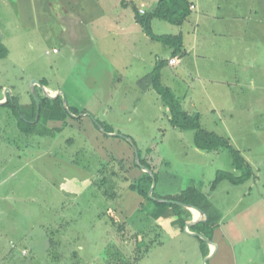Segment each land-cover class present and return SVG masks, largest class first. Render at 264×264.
<instances>
[{"label": "rangeland", "instance_id": "rangeland-1", "mask_svg": "<svg viewBox=\"0 0 264 264\" xmlns=\"http://www.w3.org/2000/svg\"><path fill=\"white\" fill-rule=\"evenodd\" d=\"M127 1L122 6V0H0V37L8 50L0 58V88L12 90L24 107L33 95V81L47 80L50 87L60 88L69 106L77 102L91 113L80 126L55 138L26 136L18 130L12 108L0 106V264H133L135 245L123 241L109 216L116 210L127 213V237L153 224L138 212L141 198L129 190L144 172L136 150L156 168L157 195L196 186L209 193L224 216L239 213L238 223L264 229V42L258 33L264 30V12L256 27V17L246 11L256 1H224L242 4L252 23L244 44L236 36V59L230 63L237 69L244 66L241 84L222 92L226 97L218 101L217 111L209 108L202 88L194 94L201 110L193 108L187 72L178 74L179 67L169 65L162 68V85L175 92L180 108L200 111L203 129L229 138L258 164L257 177L246 185L224 181L210 192L219 171L235 176L240 172L227 149L202 155L194 145V131L171 126L152 86H137L135 77L149 78L157 58L167 61L173 49L148 39L142 29L134 34L138 48H124L125 35L136 27L132 3L144 2L150 8L156 0ZM119 18L120 26L128 29L125 33L117 30ZM179 30L154 20L157 35H178ZM37 87L41 96L42 88ZM207 90L212 93L209 86ZM97 121L113 125L112 134L119 137H110ZM91 126L102 137L100 145L88 141ZM124 213H118L120 220ZM162 239L164 245L136 264H204L206 257L193 256L197 238L180 233Z\"/></svg>", "mask_w": 264, "mask_h": 264}, {"label": "trees", "instance_id": "trees-1", "mask_svg": "<svg viewBox=\"0 0 264 264\" xmlns=\"http://www.w3.org/2000/svg\"><path fill=\"white\" fill-rule=\"evenodd\" d=\"M122 4L124 6L128 5L126 0H122ZM190 6V0H158L157 5L152 11L141 15L136 5L132 4L136 23L152 40L161 42L172 48L173 57L184 54L183 36L181 34L154 35L151 30L152 21L158 19L171 25L182 26L191 15ZM7 55L8 50L3 46L2 40H0V58H5ZM166 65V61H159L149 78L145 77V79H142L140 85H142L143 88H145V85L148 87L152 86V88L158 93L167 109L169 122L173 128L181 131L195 132L194 145L198 150L203 152H215L220 149L229 150L232 156L233 165L235 169L240 172V175L235 176L233 173L219 171L210 190L215 191L224 181H228L233 185H243L249 180L255 178L256 175L253 166L243 154L231 144L229 138L203 129L199 113H189L180 108L175 92L170 87L162 85V68ZM41 84L46 86L44 81H41ZM38 96L40 110H38L32 94V103L27 108L19 104V98L17 96H9L8 101L4 104L5 106L12 108L18 128L25 134H38L40 136L53 135L55 132H53V129L46 126L47 121H65L72 116L79 114L78 111L71 108L69 105L68 109H66L61 96H58L55 99H51L47 96H40L39 94ZM27 109H29L30 112L28 115L25 113ZM43 112H45V118L43 120L45 124H41ZM38 113L40 114V117L39 120L36 121ZM97 122L106 132H111V130L103 126L101 122ZM139 156L142 166L151 170L157 181V171L151 159L142 158L140 153ZM102 182L106 183L107 179H103ZM152 184V176L143 172V175L136 183H131L129 185V190L137 193L141 198L138 212L144 213L146 217L153 222L147 230L132 233L127 237L126 230L129 225V217L127 216V213L125 214L124 212L116 210L109 216L110 224L115 227L117 233L123 237V241L132 242L135 245L134 252L137 256L133 258V264H136L142 258L146 257L151 249L164 245L162 238L165 235L176 236L177 234L185 233L186 224L191 220V213L188 209L171 202H156L151 199L149 197V191ZM153 197L166 201L180 202L205 212L207 220L192 225L190 230L199 233L212 241L215 230L221 224L222 216L209 197L201 192L196 186L189 187L175 195L165 196L157 195L155 188ZM146 203H149L151 206L145 207ZM118 213H124L125 218L120 220L121 218ZM197 239L200 242L204 256L207 257L209 253L208 244L200 238ZM144 243L146 245L144 246V249L141 250L142 248L140 246Z\"/></svg>", "mask_w": 264, "mask_h": 264}, {"label": "crops", "instance_id": "crops-1", "mask_svg": "<svg viewBox=\"0 0 264 264\" xmlns=\"http://www.w3.org/2000/svg\"><path fill=\"white\" fill-rule=\"evenodd\" d=\"M224 1L226 0H190L191 15L182 26H176L180 28L179 34L183 36L184 54L181 56H175L180 58V63L176 66L170 67L174 69L179 67L177 69L178 74L187 72V75L191 78L192 83L190 86V90L193 99L192 107L195 109L199 108V105L197 104V100L194 98V94H196L199 88H202L204 90V95L208 96L209 108H212L211 111H217L216 108L219 105L218 101L224 97L222 92L225 89L232 90V87H238L241 84V76L244 73V66H240V68L237 69L230 66V63H232L233 60L236 59V57H234L237 48L236 42L239 41L240 44H244L247 38L251 37L248 28L252 22L248 18V15L244 14L245 7L242 4H224ZM253 1L256 2H254L249 9H246V11L249 12V15H254L256 17L255 26L259 27L258 23L260 21L258 18L260 17V12H264V0H261V4H259V0ZM126 2L130 1L126 0ZM157 2L158 0H156L153 3V6L150 8H148L147 4L144 2L137 4L136 7L138 9L144 7L146 12H150L157 5ZM46 3L48 4V1ZM121 5L124 6L122 2ZM154 20L152 21L151 30L154 35H157L153 32ZM121 21L123 20L120 18L117 19L115 21V25L117 27V30L121 29L120 31L125 33L128 31V29L120 26ZM133 21V24L136 25V27H131L130 34H126V38L123 40L125 44L124 48H127V50L129 51H131L133 47H137V43L139 42L137 38L138 36L134 34H138V31L142 29L136 23L135 15ZM142 31L144 32L146 37H148V39L152 40L143 29ZM258 33L262 35V40L264 42V30H259ZM236 36L239 38L238 41ZM228 55H230L232 59H228ZM172 57L173 55H171L170 59ZM138 58L141 59V55L138 54ZM157 60L164 61L163 59L161 60L159 58H157ZM168 60L166 61L167 65ZM240 64L242 65V63ZM129 65L132 67L131 64ZM131 67L129 69H131ZM144 77H135V82L139 88H141L142 86H140V82ZM41 81H44L46 85L44 87L47 92L56 94L60 91V88L50 87L47 80H40V83ZM207 85L211 88L212 93H209V90H207ZM37 88L38 87L36 86V89ZM4 89L5 87L0 88V102H4L6 100L5 96L3 95V91H6L7 89ZM10 91V97H15L12 90ZM41 96H45L44 91ZM31 103L32 99L27 100V103L24 104V107H29ZM4 104H0V106L8 107ZM70 107L78 111L79 114L74 115L65 121H47L46 126L50 129H53V132H55L53 135L48 136H52L55 138L57 134H62L66 129H75V127H78V125L80 126V123L85 121L83 120V117L90 118L91 113L89 111H82L77 102L72 103ZM26 113L27 115L30 113L29 109L26 110ZM192 113L201 114L200 111H194ZM104 124L108 129L111 130V132L109 133H116L113 125L107 124L106 121H104ZM93 125L95 126V124ZM91 127L92 128L88 127V136L90 138L88 141L92 143L91 140L94 139L97 140L96 145H100V138L102 137H98V134H96V132L94 131L93 126ZM20 133L29 136V134H25L21 131ZM109 136L119 137L116 134H112ZM67 141L73 144L72 138L67 139ZM8 150L10 149L8 148ZM239 151L249 161L253 168L254 166H258V164L256 165L255 161H253L251 157L245 155L246 153L242 152V150ZM210 153L211 152H204L201 154L209 155ZM214 162L216 161L214 160ZM102 176L103 175L101 173H98V177L102 178ZM251 181L252 179L243 185H246ZM250 189L251 188L249 187V190ZM210 192L214 191L210 190ZM246 196L248 197L247 194L244 195V197ZM218 210L222 216V220L220 226L215 230L213 234L212 242L215 244V247L208 245V255L211 254V257L207 261V264H264V229H259L256 227L251 228V226H247L245 223H238V217L239 215H241L239 213L231 216L232 213L228 212L224 216L223 208L219 207ZM189 211L191 213V220L197 218L198 213L195 210L194 211L196 213L191 212V210ZM184 234L187 233L185 232ZM178 235L179 234L174 237H177ZM193 249L195 250L193 256H201V259L205 257L199 242L193 244ZM213 250L214 252L212 253ZM11 255L9 256L6 254L7 258L12 259L13 257Z\"/></svg>", "mask_w": 264, "mask_h": 264}, {"label": "water", "instance_id": "water-1", "mask_svg": "<svg viewBox=\"0 0 264 264\" xmlns=\"http://www.w3.org/2000/svg\"><path fill=\"white\" fill-rule=\"evenodd\" d=\"M0 40H1V37H0ZM36 86H40L43 91H44V95L51 98V99H55L57 98L58 96H61L62 99H63V103H64V107L66 109H68V102H67V99L66 97L63 95V93L61 91L57 92L56 94L52 95L50 93H48L46 90H45V87L38 81H33V84H32V91H33V96H34V99L36 101V104H37V107H38V110H40V102H39V96H38V92H37V89H36ZM10 93L11 91L9 89H7L5 91V101L4 102H0V104H4L8 99H9V96H10ZM39 117H40V114L38 113L37 114V118H36V121L39 120ZM98 126L100 128H102V126H100L98 124ZM103 129V128H102ZM109 135H112V134H109ZM136 161H137V164L142 168V170L145 172V173H148L150 176H152L153 178V184H152V187L149 191V197L153 200H155L156 202H171L173 204H176V205H179V206H182L188 210H196L200 213L201 217L200 218H194L192 219L191 221H188L187 224H186V227H185V232L188 234V235H191V236H194V237H197V238H200L202 239L203 241H205L209 246H213L215 247V244L207 239L205 236L199 234V233H196V232H192L189 227L192 226V225H195V224H198L200 222H203V221H206L207 220V215L205 214V212H203L202 210L198 209V208H195V207H192V206H189V205H186V204H183V203H180V202H174V201H166V200H163V199H158V198H155L153 197V193L155 191V188L157 186V181L155 179V176L153 174V172L147 168H145L144 166H142L141 164V161H140V156H139V153L138 151L136 150ZM214 252V250L212 251V253ZM211 257V254H209L206 258H205V261H204V264H207V261L210 259Z\"/></svg>", "mask_w": 264, "mask_h": 264}, {"label": "built area", "instance_id": "built-area-1", "mask_svg": "<svg viewBox=\"0 0 264 264\" xmlns=\"http://www.w3.org/2000/svg\"><path fill=\"white\" fill-rule=\"evenodd\" d=\"M141 15H144L146 13V10L144 7H141L138 9ZM54 53L57 52V50H53ZM180 63V58L179 57H172L171 59L168 60V65L169 66H176Z\"/></svg>", "mask_w": 264, "mask_h": 264}, {"label": "bare ground", "instance_id": "bare-ground-1", "mask_svg": "<svg viewBox=\"0 0 264 264\" xmlns=\"http://www.w3.org/2000/svg\"><path fill=\"white\" fill-rule=\"evenodd\" d=\"M196 211V210H195ZM195 211L194 210H191V212H194L195 213ZM197 213H198V216H197V218H200V213L198 212V211H196Z\"/></svg>", "mask_w": 264, "mask_h": 264}]
</instances>
